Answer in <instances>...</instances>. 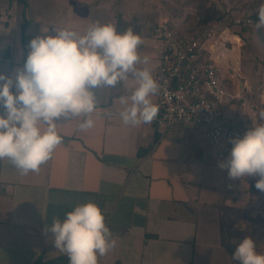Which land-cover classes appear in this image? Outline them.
Instances as JSON below:
<instances>
[{
  "label": "crops",
  "instance_id": "obj_1",
  "mask_svg": "<svg viewBox=\"0 0 264 264\" xmlns=\"http://www.w3.org/2000/svg\"><path fill=\"white\" fill-rule=\"evenodd\" d=\"M26 2L0 0V73L6 75L23 66L35 36L62 28L86 32L83 11L71 0ZM159 65L149 66L152 74ZM136 86L130 76L93 89L92 128L80 129L83 115L58 119L62 142L38 172L21 175L9 159H0V264L67 256L45 229L87 202L101 208L117 242L98 264L235 263L241 240L229 194L245 178H228L202 128L180 124L163 134L155 120L125 125L120 97ZM150 99L159 114L157 95Z\"/></svg>",
  "mask_w": 264,
  "mask_h": 264
},
{
  "label": "clouds",
  "instance_id": "obj_2",
  "mask_svg": "<svg viewBox=\"0 0 264 264\" xmlns=\"http://www.w3.org/2000/svg\"><path fill=\"white\" fill-rule=\"evenodd\" d=\"M258 18L257 29L264 28V5ZM142 43L132 29L119 33L114 25L99 22L84 34L62 28L32 38L23 66L15 69L14 76L0 73V159H9L21 175L38 172L62 142L57 120L83 115L80 129L92 128L93 89L115 87L130 76L137 86L129 96L120 97L125 105L120 118L125 125L150 124L158 115L150 97L160 86L149 68L137 67L150 62L148 56L141 60ZM259 116L264 120V111ZM41 125L46 127L42 130ZM229 143L230 153L218 166L232 180L259 177L255 188L264 193V123H252L242 137H230ZM45 231L69 264H98V256L117 243L94 202L75 206L63 220L54 218ZM232 258L239 264H264V253L257 251L251 237L237 245Z\"/></svg>",
  "mask_w": 264,
  "mask_h": 264
},
{
  "label": "rangeland",
  "instance_id": "obj_3",
  "mask_svg": "<svg viewBox=\"0 0 264 264\" xmlns=\"http://www.w3.org/2000/svg\"><path fill=\"white\" fill-rule=\"evenodd\" d=\"M83 11L81 29L86 31L94 22L110 23L119 33L132 29L143 43L138 47L141 60L149 57L147 65L155 68L160 63L163 45L159 38L160 25L168 21L177 35H197L214 25L229 26L241 36V72L248 81L246 94L258 111V124L264 123L259 113L264 111V28L257 29L258 9L264 0H71ZM53 4H57L56 1ZM255 15V16H254ZM255 19L244 25V19ZM243 42V43H242ZM227 120L237 117V125H249L250 120L241 112L240 104L233 102L224 108ZM235 118V117H234ZM259 177H246L242 186L229 194L232 220L237 222L236 234L241 242L251 237L256 244L264 240V193L255 188ZM257 250L264 251L257 246ZM263 253V252H262Z\"/></svg>",
  "mask_w": 264,
  "mask_h": 264
},
{
  "label": "built area",
  "instance_id": "obj_4",
  "mask_svg": "<svg viewBox=\"0 0 264 264\" xmlns=\"http://www.w3.org/2000/svg\"><path fill=\"white\" fill-rule=\"evenodd\" d=\"M254 21L250 16L243 24ZM235 36L241 39L221 24L198 35H177L172 24L165 21L159 27L161 63L152 74L160 86L156 94L159 114L154 120L162 133L180 124L202 128L214 157L220 161L230 153V137H242L252 123L258 124V111L246 95L248 82L240 75L243 45L233 39ZM234 73L244 79L242 86ZM233 102L240 104L241 112L250 120L244 128L225 117V106Z\"/></svg>",
  "mask_w": 264,
  "mask_h": 264
},
{
  "label": "trees",
  "instance_id": "obj_5",
  "mask_svg": "<svg viewBox=\"0 0 264 264\" xmlns=\"http://www.w3.org/2000/svg\"><path fill=\"white\" fill-rule=\"evenodd\" d=\"M18 1H21L24 4H27L26 0H18ZM238 126L241 127V128H244V126H240V125H238ZM35 264H69V259H68L67 256H60V257H57L55 259H51V260H47V261H43L40 258ZM234 264H239V261L235 260Z\"/></svg>",
  "mask_w": 264,
  "mask_h": 264
},
{
  "label": "bare ground",
  "instance_id": "obj_6",
  "mask_svg": "<svg viewBox=\"0 0 264 264\" xmlns=\"http://www.w3.org/2000/svg\"><path fill=\"white\" fill-rule=\"evenodd\" d=\"M233 39L241 45L240 37L235 36ZM213 50H214V52L216 53L217 57H218V58H221V57H220V54L216 51L215 45H213ZM234 61L237 62V57L234 58ZM241 75H242V74H241Z\"/></svg>",
  "mask_w": 264,
  "mask_h": 264
},
{
  "label": "water",
  "instance_id": "obj_7",
  "mask_svg": "<svg viewBox=\"0 0 264 264\" xmlns=\"http://www.w3.org/2000/svg\"><path fill=\"white\" fill-rule=\"evenodd\" d=\"M234 76L238 78L240 85L242 86L244 84V79L241 78L237 73H234Z\"/></svg>",
  "mask_w": 264,
  "mask_h": 264
}]
</instances>
